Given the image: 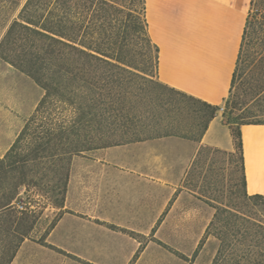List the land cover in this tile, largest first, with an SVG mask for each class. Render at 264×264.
<instances>
[{"label":"crops","instance_id":"obj_1","mask_svg":"<svg viewBox=\"0 0 264 264\" xmlns=\"http://www.w3.org/2000/svg\"><path fill=\"white\" fill-rule=\"evenodd\" d=\"M249 2L145 0L159 82L221 105ZM18 85H27L28 100L33 89L31 103L18 96ZM38 100L35 83L15 69V89L0 93V157ZM240 131L245 190L264 196V123H245ZM201 146L233 151L221 114L197 142L143 140L95 149L91 159L73 158L62 206L31 211L37 212L33 223L8 264H195L210 213L197 222L196 200L181 183Z\"/></svg>","mask_w":264,"mask_h":264},{"label":"trees","instance_id":"obj_2","mask_svg":"<svg viewBox=\"0 0 264 264\" xmlns=\"http://www.w3.org/2000/svg\"><path fill=\"white\" fill-rule=\"evenodd\" d=\"M122 2L125 1L26 0L0 39V57L29 76L43 91L33 113L9 149L0 157V264H8L33 223V220L27 222L29 215L35 216L30 208L20 210L16 207L18 201H24L22 194L28 192L30 185L42 190L40 185L51 172L50 179L55 181L50 187L59 199L52 204L61 207L73 155L127 142L115 139L122 136L127 118L119 105L118 75L124 66L149 74L144 65L140 67L136 64L138 52L135 39L139 31L144 34L146 43L154 48L157 78L158 47L147 30L145 0H137L141 12L136 16L132 15L130 9L126 10ZM250 5L252 11L247 13L229 95L232 94L248 48L254 46L252 30L256 26L262 31V35L256 39L259 55L256 69L258 79L264 86V0H250ZM169 88L206 108L202 135L209 121L217 114L219 105ZM223 122L230 129L233 151L201 146L187 176L193 175L202 148L209 147L231 155L237 152L243 196L261 202L264 211V196L249 195L245 190L240 131L242 124L264 121L226 119ZM64 159L67 163L65 172L50 169L55 160ZM191 190L206 196L207 189L197 187L195 183ZM220 214L222 212L216 209L207 232L216 221L224 222L228 228L230 215H223L222 220ZM224 238L219 237L221 241ZM240 245L238 251L229 253L221 247L212 264L220 261H227V264H264V250L256 253L249 246Z\"/></svg>","mask_w":264,"mask_h":264},{"label":"rangeland","instance_id":"obj_3","mask_svg":"<svg viewBox=\"0 0 264 264\" xmlns=\"http://www.w3.org/2000/svg\"><path fill=\"white\" fill-rule=\"evenodd\" d=\"M25 1L0 0V39L9 23L17 17ZM124 1L122 3L126 5V10L130 9L133 16L140 14L141 10L137 0ZM251 11L252 6L249 2L247 12L251 13ZM138 21L140 23L141 20ZM252 33L254 34L253 42L256 44L254 43V46L248 48L242 68L238 70L232 94L219 105L217 111V114H221L223 121L226 119H234L240 122L264 121V86L258 79L256 69L259 57L256 39L262 35V31L256 26ZM135 40L138 52L135 57L136 64L140 67L144 65L149 74L145 75L125 66L119 70V105L123 107V112L127 118L124 121L122 136H117L115 139L126 140L127 142L124 143L158 140L166 146L172 145L176 141L197 142L206 121V108L186 95L160 84L156 78L154 48L146 43L142 31L138 32ZM15 69L14 66L0 57L1 95H6L9 88L15 89ZM16 70L34 82L23 72ZM25 89H28L27 85L26 87L18 85L16 88V90H20L18 96L25 95ZM30 91L31 94L29 95L32 98L33 89L31 87ZM42 93L40 86L35 83L37 100ZM25 97L27 103L28 96L25 95ZM29 102L31 103V101ZM95 149L73 155L71 160L77 156L91 159ZM174 154L172 152V155ZM66 165L65 159L55 160L50 169L59 170L63 173L66 170ZM192 173L193 175L190 176H187L186 173L181 188L196 200L197 214L201 215L197 217V222L202 217L207 218L210 213L209 225L216 209L220 210V213L222 212L220 214L222 220L223 215L229 214L231 221L227 226L228 228L224 226V222L216 221L209 232L205 231L204 235L201 236L199 248H197L200 254L195 257V264H212L221 247L223 250L225 248L227 253L238 251L241 248V243L244 246H249V249L256 253L264 250L263 206L261 202L243 196L238 153L234 152L231 155L224 151H215L209 147L202 148V154ZM51 176L52 173L48 172V177L40 185L42 190L30 185L28 192L22 194L23 200L30 202L33 206L31 210L40 211L47 206L55 207L52 203L58 202V196H55L50 187L55 181V179H50ZM194 183L197 187L207 189L206 196L191 190ZM32 213L36 214L37 212ZM31 220H33V216L29 215L27 222L29 223ZM219 234L221 235L219 236ZM219 237L225 238L221 241ZM218 264H227V261H220Z\"/></svg>","mask_w":264,"mask_h":264},{"label":"built area","instance_id":"obj_4","mask_svg":"<svg viewBox=\"0 0 264 264\" xmlns=\"http://www.w3.org/2000/svg\"><path fill=\"white\" fill-rule=\"evenodd\" d=\"M16 207H17V209H20V210H23L26 208H30V209L33 208V206L30 204V202H26L25 200L24 201H18L16 203Z\"/></svg>","mask_w":264,"mask_h":264}]
</instances>
